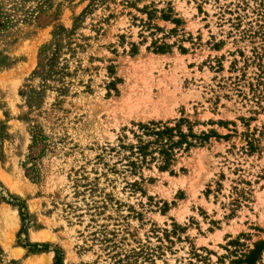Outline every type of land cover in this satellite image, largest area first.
<instances>
[{
	"label": "rangeland",
	"instance_id": "374dc122",
	"mask_svg": "<svg viewBox=\"0 0 264 264\" xmlns=\"http://www.w3.org/2000/svg\"><path fill=\"white\" fill-rule=\"evenodd\" d=\"M153 122L209 138L163 171L131 156ZM259 241L264 0H0V264H230Z\"/></svg>",
	"mask_w": 264,
	"mask_h": 264
},
{
	"label": "trees",
	"instance_id": "16d2710c",
	"mask_svg": "<svg viewBox=\"0 0 264 264\" xmlns=\"http://www.w3.org/2000/svg\"><path fill=\"white\" fill-rule=\"evenodd\" d=\"M170 48L169 45H159L157 46V51L159 53H165ZM141 130L145 132L147 137H150L151 140L144 142L139 141V145L132 147V155L136 156L137 159L141 160V163L145 164L148 158L156 160L155 155H159V159L163 163L161 168L163 171H167L176 161V151L184 150L189 152L191 148L196 147L194 140H201L207 142L209 136L204 134L203 137H198L193 135L192 131L189 134H185L179 125L176 127H169L163 123H151L150 125H140ZM208 137V138H207ZM130 166L135 170L139 167L138 161H131ZM13 202L17 203V206L20 210V215L23 221V228L19 234L26 233L28 213L26 205L23 202H20L17 199H13ZM25 248H28L31 253H43L49 251V246L46 244L39 243H30L27 242L24 245ZM264 252V241H259L254 245V248L249 250L246 253H241L236 255L235 259L231 261L230 264H258L262 260V255ZM55 264H64L62 251L55 249Z\"/></svg>",
	"mask_w": 264,
	"mask_h": 264
},
{
	"label": "bare ground",
	"instance_id": "6f19581e",
	"mask_svg": "<svg viewBox=\"0 0 264 264\" xmlns=\"http://www.w3.org/2000/svg\"><path fill=\"white\" fill-rule=\"evenodd\" d=\"M15 212H16V211H15ZM16 214H17V213H16ZM32 235H33V234H32ZM32 239H33V240H42V239H44V238L39 237V236H37V235H33ZM49 258H50V257H49ZM49 258H48V257L43 258V260L41 261V264H47V263L49 262Z\"/></svg>",
	"mask_w": 264,
	"mask_h": 264
}]
</instances>
